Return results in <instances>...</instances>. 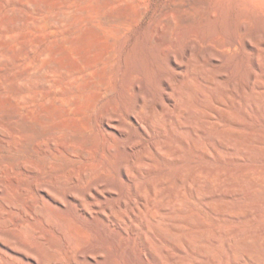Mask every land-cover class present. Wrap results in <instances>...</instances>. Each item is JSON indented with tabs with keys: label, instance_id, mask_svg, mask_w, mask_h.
I'll return each mask as SVG.
<instances>
[{
	"label": "bare ground",
	"instance_id": "bare-ground-1",
	"mask_svg": "<svg viewBox=\"0 0 264 264\" xmlns=\"http://www.w3.org/2000/svg\"><path fill=\"white\" fill-rule=\"evenodd\" d=\"M222 1L224 6L232 5L237 10L246 35L244 43L259 54L258 43L247 37L251 28L246 22L247 8L251 7V0ZM216 13L211 14V19ZM179 21L185 25L191 16L183 12ZM162 22L164 30H155L152 40L156 45L154 59L144 62L138 70L125 71L120 77L123 83L118 96L110 97L114 89L104 93L105 104L95 119V134L84 148L65 150L50 137H25L18 143L20 151L48 155L49 159L38 164L28 158L10 166L17 177L24 176L26 180L15 194L0 186V264H264L260 254L264 252L263 238L250 237L251 243L242 241L250 243L248 256H240V245L230 243H225L230 250L227 256H181L185 254L183 243L208 254L209 244H223L221 237L227 233L224 228L217 229V237L204 230L199 232L198 208L211 216L237 215L248 219L254 214L240 202L233 203L232 194H244L249 199L259 195L263 198L255 210L264 215V181L255 182L251 173L237 165L232 168L233 177L222 180L223 172L212 163L217 156L221 160L264 159V136L247 131L252 120L264 117V83L259 79L262 64L258 58L254 60L251 80L244 84L241 93L212 82L202 67L197 69L205 85L196 87L186 60L196 52L205 57L206 45L211 53L221 52L216 57L222 62V49H236L237 41L216 45L207 19L200 26L177 33L172 18ZM225 67L222 75H234L229 66ZM178 75L180 85L173 82V76ZM154 89L163 91L164 99L158 98ZM24 108H28L27 104ZM11 130L25 132L27 127ZM0 132L5 143L16 142L9 131ZM192 149L201 153L206 162L192 166L188 162ZM60 157L84 159V167L64 174L66 166L56 162ZM162 160L170 168L162 167ZM216 182L219 184L214 187ZM244 182L252 186L243 190ZM123 223L142 226L144 240L152 231L157 240L171 239L177 252L165 246L167 256L152 250L153 258L140 254L116 256L124 238L117 225ZM201 238L203 244L199 243ZM101 239L109 244H100Z\"/></svg>",
	"mask_w": 264,
	"mask_h": 264
},
{
	"label": "rangeland",
	"instance_id": "rangeland-1",
	"mask_svg": "<svg viewBox=\"0 0 264 264\" xmlns=\"http://www.w3.org/2000/svg\"><path fill=\"white\" fill-rule=\"evenodd\" d=\"M192 1L0 0V130L9 131L16 141L5 143L0 132V186L15 194L17 187L26 180L24 176H18V184V177L11 171L10 166L28 158L38 164H43L49 159L48 155H33L20 151L17 145L25 137L36 140L50 137L63 149L84 148L85 142L95 134V119L98 120V114L105 104L104 93L114 89V94L110 97L118 96L123 83L120 77L124 76L125 71L138 70L144 62L148 64L154 59L156 45L152 40L155 30H164L162 21L165 18H172L177 26L179 24L175 33L200 26L207 19V22H211L208 27L211 28V38L216 45L227 44L230 40L237 41L236 49H222V62L216 57L217 54L221 55V52L211 53L209 49H205L206 45L205 57L196 52L190 60H186V68L190 71L196 87L205 85L202 73L197 69L202 67L213 78L212 82L229 86L241 93L244 84L251 80L253 63L257 58L263 67L259 79L264 83V0H251L246 18L249 28L253 29H249L252 32L248 31L247 37L252 43H258L259 54L244 43L246 35L240 26L242 20L232 5L224 6L222 0ZM172 5L176 12L173 11ZM168 7L172 8V12ZM215 11L217 13L214 19H211L210 16ZM183 12L185 16H191V21L181 26L179 20ZM177 13L181 14L180 17ZM227 65L234 75H222L223 66H226V69ZM180 79L179 75L173 76V82H177V85H180ZM154 90L158 98L164 99L163 91ZM190 95L194 100V94ZM262 96L264 97V94ZM24 104H27L28 108H24ZM256 118L250 122L247 131H257L264 136V117ZM21 125L27 127L25 132L10 131ZM188 160L192 166L206 162L202 154L194 153L193 149L190 150ZM56 162L66 166L62 170L64 174L84 167V159L74 161L60 157ZM212 163L223 172L222 180L228 181L232 178V168L237 165L242 171L251 173L255 182L264 181L263 158L237 161L233 157L221 160L217 156ZM161 166L170 168L164 160ZM176 180L174 175L173 181ZM218 184L219 182H216L214 187ZM242 184L243 190L252 186L246 182ZM227 189L232 190L228 187ZM262 198L258 195V198L249 199L244 194H232L233 203L240 202L254 214L248 219L237 215L225 217L221 214L213 217L204 211L205 209L198 208L199 232L204 230L210 236L217 237V229L224 228L227 233L221 237V246L209 244L211 249L208 254L192 250L185 242V254L181 256H227L230 254L227 243L239 244L240 256H248L250 248L247 245L252 242L251 239L263 238L264 242V215L255 210ZM2 205L0 199V207ZM117 229L124 234V238L120 240L116 256L140 254L153 258L150 250L157 252L159 256H167L163 249L165 246H169L172 252H177L171 239L157 240L154 231L144 240L142 226L135 228L132 224L123 223L117 225ZM245 240L251 242L245 244L242 242ZM98 242L109 244L108 240L101 239ZM199 243L203 244L204 240L201 238ZM260 254L264 256V252Z\"/></svg>",
	"mask_w": 264,
	"mask_h": 264
}]
</instances>
